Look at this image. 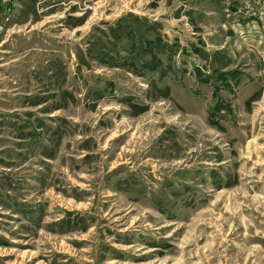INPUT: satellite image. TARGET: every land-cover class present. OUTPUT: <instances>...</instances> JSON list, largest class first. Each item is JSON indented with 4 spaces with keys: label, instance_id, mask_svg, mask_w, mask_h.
<instances>
[{
    "label": "rangeland",
    "instance_id": "374dc122",
    "mask_svg": "<svg viewBox=\"0 0 264 264\" xmlns=\"http://www.w3.org/2000/svg\"><path fill=\"white\" fill-rule=\"evenodd\" d=\"M18 2L0 264H264V0Z\"/></svg>",
    "mask_w": 264,
    "mask_h": 264
},
{
    "label": "crops",
    "instance_id": "0c3cea01",
    "mask_svg": "<svg viewBox=\"0 0 264 264\" xmlns=\"http://www.w3.org/2000/svg\"><path fill=\"white\" fill-rule=\"evenodd\" d=\"M18 1L20 0H0V37L2 36V31L8 28L13 21L14 14H19L20 3Z\"/></svg>",
    "mask_w": 264,
    "mask_h": 264
}]
</instances>
